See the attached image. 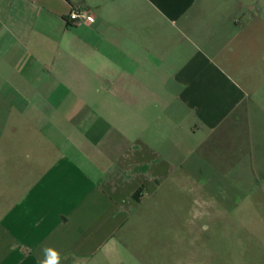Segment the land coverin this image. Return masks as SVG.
Listing matches in <instances>:
<instances>
[{
	"label": "crops",
	"instance_id": "1",
	"mask_svg": "<svg viewBox=\"0 0 264 264\" xmlns=\"http://www.w3.org/2000/svg\"><path fill=\"white\" fill-rule=\"evenodd\" d=\"M256 121L264 0H0V264H118L145 194Z\"/></svg>",
	"mask_w": 264,
	"mask_h": 264
},
{
	"label": "rangeland",
	"instance_id": "2",
	"mask_svg": "<svg viewBox=\"0 0 264 264\" xmlns=\"http://www.w3.org/2000/svg\"><path fill=\"white\" fill-rule=\"evenodd\" d=\"M249 128L241 155L189 162L199 172L185 184L145 194L118 264H264V134L258 121Z\"/></svg>",
	"mask_w": 264,
	"mask_h": 264
},
{
	"label": "built area",
	"instance_id": "3",
	"mask_svg": "<svg viewBox=\"0 0 264 264\" xmlns=\"http://www.w3.org/2000/svg\"><path fill=\"white\" fill-rule=\"evenodd\" d=\"M68 19L76 22H93L95 20V16L89 10H85L82 8H74L70 11Z\"/></svg>",
	"mask_w": 264,
	"mask_h": 264
},
{
	"label": "clouds",
	"instance_id": "4",
	"mask_svg": "<svg viewBox=\"0 0 264 264\" xmlns=\"http://www.w3.org/2000/svg\"><path fill=\"white\" fill-rule=\"evenodd\" d=\"M46 257L50 254V258H46L42 261V264H58V253L52 249L46 248L45 250Z\"/></svg>",
	"mask_w": 264,
	"mask_h": 264
},
{
	"label": "trees",
	"instance_id": "5",
	"mask_svg": "<svg viewBox=\"0 0 264 264\" xmlns=\"http://www.w3.org/2000/svg\"><path fill=\"white\" fill-rule=\"evenodd\" d=\"M135 196H138V192L135 194Z\"/></svg>",
	"mask_w": 264,
	"mask_h": 264
}]
</instances>
